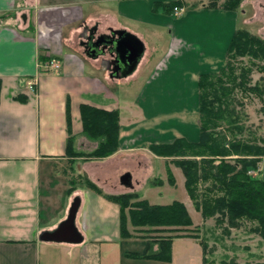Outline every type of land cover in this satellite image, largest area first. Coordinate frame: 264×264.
<instances>
[{"label":"crops","instance_id":"crops-1","mask_svg":"<svg viewBox=\"0 0 264 264\" xmlns=\"http://www.w3.org/2000/svg\"><path fill=\"white\" fill-rule=\"evenodd\" d=\"M163 3L0 0V264H179L176 239L184 242L183 249H191L184 264H204L199 239L189 236L174 239L172 262L133 257L145 251L149 239H140L131 223L132 236L124 238L119 204L87 184L90 180L108 194L126 193L136 187L133 164L140 155L153 164L164 160L163 171H172L169 157L152 152L151 140L200 139L198 126H188L181 111L175 112L183 106L199 108L198 82L204 73L200 49L164 61L166 55L153 57L148 39L159 42L168 34L171 49L181 39H201L205 12L197 7L188 11L184 4L185 13L177 16L165 11ZM113 30L144 47L133 72L126 67L112 71L110 53L91 56L74 43L92 37L91 31L99 35ZM47 54L60 61L59 71L40 66V56ZM35 78L33 92L26 82ZM82 104L119 111L121 145L114 155L86 159L67 154L70 137L77 151L97 145L83 132ZM138 143H149L148 152ZM178 170L173 169L175 175ZM123 172L132 174L131 187L122 183ZM78 198L81 237L43 239L68 218Z\"/></svg>","mask_w":264,"mask_h":264},{"label":"trees","instance_id":"trees-1","mask_svg":"<svg viewBox=\"0 0 264 264\" xmlns=\"http://www.w3.org/2000/svg\"><path fill=\"white\" fill-rule=\"evenodd\" d=\"M241 1L226 0L224 9L235 10ZM162 5L165 11L175 14V7H182L184 3L177 1ZM82 44L88 55L99 56L102 53L101 50L93 49L89 41ZM227 56V66L220 71V75L202 74L199 80L200 140L190 142L180 138L171 144L152 145L151 149L159 156L180 157L174 162L183 170L187 192L204 219L215 217L217 224L224 226L227 234H231V228H240L245 221H249L253 223L250 232L264 239V138L241 137L246 128L234 99L238 89L263 94L264 89L258 84L250 86L252 68L244 65L240 67L235 61L244 57L264 60V39L239 29L231 40ZM40 58L41 61L46 60L43 55ZM80 110L83 132L96 141L97 146L90 151H77L74 139L70 137L67 154L86 159H103L117 152L121 145L119 111L88 104H82ZM170 177L174 185V179ZM87 184L119 204L124 238L132 236L128 229L129 223L138 231L170 234L150 238L145 251L135 253L133 257L172 262L174 239L189 236L200 240L204 264L208 263V240L200 239L196 233H179L194 225L184 202L175 200L167 205L152 204L140 199L138 193L112 195L90 180H87ZM163 184L164 181L160 180L157 185ZM74 190L75 187H72L70 194Z\"/></svg>","mask_w":264,"mask_h":264},{"label":"rangeland","instance_id":"rangeland-1","mask_svg":"<svg viewBox=\"0 0 264 264\" xmlns=\"http://www.w3.org/2000/svg\"><path fill=\"white\" fill-rule=\"evenodd\" d=\"M177 1H183V3L187 5L186 7L188 11L194 10V8L197 7L202 10L201 12H205L202 14L205 30L203 29V31H201L202 36H198L202 38L181 39L180 42H178L172 49L170 46H172L173 39H170L168 34L167 39H160L159 42L156 39H148L154 58L161 54L163 56L166 55L164 59L165 61L174 54L179 56L184 54L186 51H190L192 48L200 49L204 72L203 74L220 75V71L227 66V51L232 40L230 39L232 34L234 36L237 30L245 29L252 35H256L264 39V0H242L235 10L224 9L226 0H161V2L164 3ZM215 3L217 4L216 6L214 5ZM168 10L170 11L171 8L168 7ZM50 11L51 7H48L47 16H51ZM41 16L42 20L44 19L43 21H45L44 15H39L36 18L39 20V18L41 19ZM50 24L54 23L51 22ZM46 32L47 31H45V33ZM42 40L48 41L50 39ZM60 40L61 39H58V42ZM85 40L86 39H74V43L77 46H83L82 43ZM61 41H66V39H62ZM235 63L240 67L242 65L251 67L252 73L250 77V86L258 84L262 89H264V60H251L250 57H244L239 58L235 61ZM239 71L240 69H238V72ZM234 95V99L236 100L235 104L238 111L242 115V123L246 128L245 133L241 137L244 139L257 138L258 140H261L264 138V92L260 95L254 92H243L238 89L235 91ZM193 110L197 112L195 117H193ZM179 111H181L180 114L187 120L188 126L195 127L197 125L200 130V124H198L200 121L199 108L183 106L175 112ZM178 117L179 116L177 115V118ZM229 136L232 138L230 134ZM151 141V145L147 143L145 146H142L138 143V147L140 149L147 148L146 151L148 152L149 145L151 147L156 144L163 145L175 142L174 140L170 143H162L166 141L157 139ZM94 142L97 143L96 141ZM169 158L170 160H168V162L172 164V171L170 170L169 172H164L162 169V163H164V160H158L153 164V162L146 160L145 157L140 155L137 158L138 163L135 162V165L133 164L134 182L136 183V187L121 194L138 193L141 195L140 199H146L150 203L158 205L171 204L175 200L181 202L186 201V206L191 213L194 225L179 233L184 235L185 233L186 235L188 233H196L199 234L200 239L205 238L208 240L209 252L207 253V258L209 261L207 264H264V239L257 234L250 232L253 227V223L245 221L240 228H231V234H227L224 231V226H219L217 224L215 217L204 219L202 212L196 208L193 200L187 192L184 183L185 175L183 176V170L174 162V160L180 157ZM151 164L156 166V169L153 171L151 170L152 168L150 169ZM177 167L179 170L175 175L173 169H176ZM125 173L126 172H123V174ZM170 176L174 179V185L170 182ZM160 180L164 181L163 185H157ZM118 184H120V182H118ZM139 233L138 237H140V239H150L160 235H170L167 232L147 233L141 230ZM183 243L184 242L181 239H176L174 247V253L176 254V257L180 259L179 264H184V257H186V254L191 251V249H183ZM136 244L140 246L138 241ZM157 247L158 246L155 245V249H157ZM124 248H127L126 244H124ZM138 248L139 247L132 250L139 251L140 249Z\"/></svg>","mask_w":264,"mask_h":264},{"label":"water","instance_id":"water-1","mask_svg":"<svg viewBox=\"0 0 264 264\" xmlns=\"http://www.w3.org/2000/svg\"><path fill=\"white\" fill-rule=\"evenodd\" d=\"M117 34H119L120 36L124 35L122 31L113 30L111 36H115ZM115 45H117L116 49L119 55L111 61V65H113V68L111 67V70L118 71L119 69H123V67H126L125 69L129 68V70L133 72L144 54L143 45L134 39L123 38L116 39ZM105 53L106 52H102V54ZM121 181L125 186L131 187L132 174L129 172L123 174L121 176ZM79 206L80 199L78 198L73 203L68 218L64 222H62L56 230L45 233L43 239L52 241H66L81 237L76 225Z\"/></svg>","mask_w":264,"mask_h":264},{"label":"flooded vegetation","instance_id":"flooded-vegetation-1","mask_svg":"<svg viewBox=\"0 0 264 264\" xmlns=\"http://www.w3.org/2000/svg\"><path fill=\"white\" fill-rule=\"evenodd\" d=\"M91 36L89 39L85 41H89L92 48L95 50H101L102 52L110 53L115 59L118 57L117 49L115 45L116 39H119L118 35L111 36L112 34H99L97 35L95 31H91ZM126 36V35H123ZM124 39V38H123Z\"/></svg>","mask_w":264,"mask_h":264},{"label":"built area","instance_id":"built-area-1","mask_svg":"<svg viewBox=\"0 0 264 264\" xmlns=\"http://www.w3.org/2000/svg\"><path fill=\"white\" fill-rule=\"evenodd\" d=\"M185 12V8L184 7H176L175 8V14L177 16H181L183 15ZM43 69L47 70V71H59L61 68V63L59 62L58 59L51 57L50 54H47V59L45 62H43L40 65ZM38 84V79H29L26 82V86L31 90V91H35L36 90V85Z\"/></svg>","mask_w":264,"mask_h":264}]
</instances>
